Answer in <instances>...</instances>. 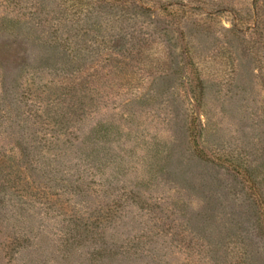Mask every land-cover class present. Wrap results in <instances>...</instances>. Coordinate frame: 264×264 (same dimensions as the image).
<instances>
[{
  "label": "rangeland",
  "instance_id": "rangeland-1",
  "mask_svg": "<svg viewBox=\"0 0 264 264\" xmlns=\"http://www.w3.org/2000/svg\"><path fill=\"white\" fill-rule=\"evenodd\" d=\"M14 1L0 45L28 65L0 66V264H264V0H45L79 18L62 60ZM49 126L89 133L93 169L50 172Z\"/></svg>",
  "mask_w": 264,
  "mask_h": 264
},
{
  "label": "trees",
  "instance_id": "trees-1",
  "mask_svg": "<svg viewBox=\"0 0 264 264\" xmlns=\"http://www.w3.org/2000/svg\"><path fill=\"white\" fill-rule=\"evenodd\" d=\"M45 0H33L30 7V11L25 13L23 16L24 20L22 21L24 29L27 31V37H33L35 40V45H39L41 49L45 50L44 54L50 52L54 56H58L62 60L61 54H68L73 59V44L74 39L77 38V31L79 25V18L74 14H65L61 12H56L55 8H49V10L44 8ZM13 5H10L11 0H1L0 5H3L5 12L7 9H15L18 2L14 1ZM59 2L57 6H59ZM54 7V6H53ZM33 29V30H30ZM88 32L85 27V33ZM53 43V45H51ZM0 45V66L5 73V78H9L11 74L17 71L18 68L27 66L26 55L22 54L17 49H12L11 47H5ZM23 55V56H22ZM68 84L71 83L76 85L75 80L67 81ZM67 84L64 86L66 87ZM62 95L68 96L67 93ZM75 95L68 96L72 98ZM79 106L83 107L82 102H78ZM77 115V112H75ZM79 116V115H77ZM54 122V120L52 121ZM19 127V126H18ZM48 129L50 132H47L50 135L51 140H44L38 142L35 146L37 151L42 152V159L44 162L50 164L49 171L57 172L56 167L59 163H62L64 160L69 161H82V164L85 162V166L88 170H92L93 165V154L95 150L92 144V138L89 133L82 134H70L69 132H62L61 136H57L54 132L55 126H49ZM62 131V129H61ZM79 131V130H77ZM46 134V133H45ZM43 134V136H45ZM55 137V138H54ZM43 144V145H42ZM42 145V147L40 146ZM23 154L29 156L26 149L21 150ZM32 161L36 164L41 163L39 159H36L33 155L30 156ZM42 161V162H43ZM77 163L72 164L74 171H80L76 168ZM62 168V165H61ZM77 180H75L76 185ZM2 183V182H1ZM76 188V186H74ZM16 216L13 215L14 220L19 219L20 214L15 212ZM21 220V219H20ZM21 221H18L19 224Z\"/></svg>",
  "mask_w": 264,
  "mask_h": 264
}]
</instances>
